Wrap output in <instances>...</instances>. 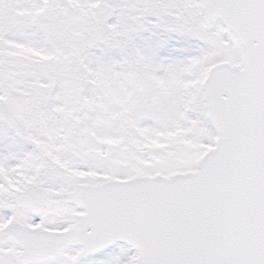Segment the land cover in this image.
<instances>
[{
	"label": "rangeland",
	"instance_id": "1",
	"mask_svg": "<svg viewBox=\"0 0 264 264\" xmlns=\"http://www.w3.org/2000/svg\"><path fill=\"white\" fill-rule=\"evenodd\" d=\"M104 1L112 0H0V38L7 33L0 41L1 65L6 69L11 64L8 72L13 68L11 78H6L10 83L6 87L13 89L11 94L0 93V101L25 125L30 123V136L63 135L57 147H65L62 157L67 160L49 163V157L59 160L44 150L41 159L32 161L28 150L13 146L25 154L12 155L11 167L25 162L68 167L91 159L99 165L103 150L91 141L92 136L102 135L109 145L112 139L132 138L130 142L138 148L140 175L169 177L195 169L197 160L215 142L200 81L219 62L239 63L237 55L223 45L160 46L156 39L150 44L145 31L117 41L120 30L112 26L105 31L100 25ZM131 38L137 44L125 45ZM67 60L65 74L52 70L59 64L66 66ZM131 72L141 77L135 88L127 83ZM54 87L58 94L47 95V100L36 94H50ZM27 92L31 93L28 106L34 107H28L30 116L24 113ZM106 92L111 96L108 100ZM50 113L61 118H49ZM126 118L136 120L134 127L131 122L126 126L130 121ZM111 121H117L119 131ZM105 259L106 264H131L132 253L117 246Z\"/></svg>",
	"mask_w": 264,
	"mask_h": 264
},
{
	"label": "water",
	"instance_id": "2",
	"mask_svg": "<svg viewBox=\"0 0 264 264\" xmlns=\"http://www.w3.org/2000/svg\"><path fill=\"white\" fill-rule=\"evenodd\" d=\"M199 1L206 24L219 18L233 32L242 68H211L204 98L215 147L195 173L136 179L137 216L154 221V234L136 246L119 240L139 252L136 264H264V0ZM0 121L26 140L3 103Z\"/></svg>",
	"mask_w": 264,
	"mask_h": 264
},
{
	"label": "flooded vegetation",
	"instance_id": "3",
	"mask_svg": "<svg viewBox=\"0 0 264 264\" xmlns=\"http://www.w3.org/2000/svg\"><path fill=\"white\" fill-rule=\"evenodd\" d=\"M99 20L105 31L112 26L120 30L117 41L145 31L150 44L156 39L160 46H231L219 20L204 25L197 0L104 1ZM124 44L133 46L135 40ZM126 79L135 88L141 77L131 72ZM51 90L50 94H36L47 100V95L58 94L57 87ZM25 95L27 100L31 93ZM110 98L106 92L104 99ZM62 137L29 134L25 142L0 123V264H106L108 251L125 247H100L106 244L107 227L111 225L107 216L111 213L108 215L96 187L138 176V148L130 142L132 138L112 139L109 145L102 135L92 136L93 147L103 150L99 165L91 159L68 167L42 163L11 167L12 155L25 154L13 146L28 150L32 157L50 151L59 161L49 157V163L62 164L65 147H57Z\"/></svg>",
	"mask_w": 264,
	"mask_h": 264
},
{
	"label": "trees",
	"instance_id": "4",
	"mask_svg": "<svg viewBox=\"0 0 264 264\" xmlns=\"http://www.w3.org/2000/svg\"><path fill=\"white\" fill-rule=\"evenodd\" d=\"M3 60V56H2V52H1V50H0V62ZM3 71H4V69L0 66V72H2L3 73ZM4 78H5V76H0V81H1V83H5V80H4Z\"/></svg>",
	"mask_w": 264,
	"mask_h": 264
}]
</instances>
